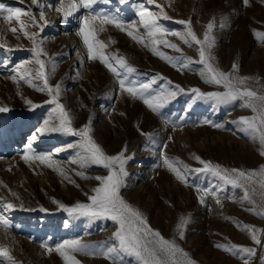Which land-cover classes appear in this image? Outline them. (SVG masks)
<instances>
[{"label": "rangeland", "instance_id": "rangeland-1", "mask_svg": "<svg viewBox=\"0 0 264 264\" xmlns=\"http://www.w3.org/2000/svg\"><path fill=\"white\" fill-rule=\"evenodd\" d=\"M68 2L64 0L65 4ZM0 4L31 11L43 26L42 30L39 27L26 30L39 33L44 41L41 47L47 55L41 59L45 61L48 82L53 87L61 86L59 103L69 113L72 128L80 130L89 126L92 139L106 155L127 149L125 155L131 159L125 166L128 176L120 194L143 214L150 227L165 239L175 240L195 264H243V254L223 251L217 244L253 248L255 255L244 258L249 259L250 264H264V217L256 214L259 207L254 213L250 211L252 204L241 202L243 189L225 184L210 174L195 172L186 173L187 183H184L163 163L167 157L196 169L203 167L194 159L199 156L222 168L259 170L264 166L261 146L237 124L240 117L253 115L251 109L242 107L243 101L216 105L213 101L198 100L191 104V95L178 94L160 113H154L142 100L122 92L118 78L99 59H88L87 48L78 34L87 9L80 7L65 16L55 10L61 7L60 0H39V7L33 5L32 0H0ZM156 4L161 5L169 17L158 20L169 33L185 32V25L178 21H191L192 31L203 40L207 25L214 23L211 33L214 65L228 73L232 65L237 64L238 75L251 78L249 85L264 91V41L255 35L264 33V0H249L247 6L243 0H155L152 5L147 0H124L123 3L97 0L93 11L137 22L139 33L133 34L140 35L144 29L138 24V12L148 8L159 13ZM40 11L45 14L46 24L39 21ZM21 19L31 23L27 16ZM93 26L98 30L95 39L106 45L102 52L109 57L118 54L136 69L127 74L136 84L162 76L165 79H157L153 85L156 92L174 89L176 85L186 93L192 88L205 93L225 91L222 86L206 83L202 78L203 65L198 63L199 46L195 44H185L177 36L168 34L162 39L177 45L180 52L163 44L155 46L167 56H183L194 62L178 70L154 54L151 45L133 40L127 31L111 24L101 25L99 20ZM19 27L15 20L8 22L0 17V45H3L0 47V107L8 109L0 112V217L9 224L7 228L0 225V248L8 250L15 264H65L59 253L48 252L42 245L54 249L63 241L80 239L90 246L89 251L98 252L101 246L111 242L118 227L110 219L69 215L59 207L60 204L71 207L77 202L88 203L87 196L99 185L95 177L106 176L108 170L102 165L80 166L77 155L80 149L69 147L80 142L79 136L57 132L39 135L45 120H49L50 125L59 121L52 111L55 105L48 103L50 95L38 90L43 87V80L33 78L39 66L34 62L24 63L34 60L33 43ZM11 28L17 31L14 33ZM20 65L32 69V74L26 78L32 80L31 85L20 80L13 71ZM13 76H17L15 81ZM169 80L171 85L167 84ZM28 101L38 107L32 108ZM214 124L222 127H213ZM33 135L37 140H31ZM29 143L33 153L48 154L51 161H25L23 153ZM80 172L88 178L77 175ZM217 197L220 204L216 202ZM254 199H259L258 194ZM7 203L14 208L7 209ZM182 218H190L183 228V239L178 233ZM246 225L260 230L261 244L253 243L244 230ZM72 255L79 264H111L101 255L83 252ZM126 260L135 264L132 258ZM0 264L10 262L0 257Z\"/></svg>", "mask_w": 264, "mask_h": 264}, {"label": "snow or ice", "instance_id": "snow-or-ice-1", "mask_svg": "<svg viewBox=\"0 0 264 264\" xmlns=\"http://www.w3.org/2000/svg\"><path fill=\"white\" fill-rule=\"evenodd\" d=\"M104 3H109L110 0H103ZM124 0H121L123 3ZM61 7L55 10L63 13L65 16L72 11L78 10L80 7L88 10V14L82 17V26L79 29L78 34L83 38V43L87 48L88 59H99L101 63L105 65L109 72L113 73L118 78L119 89L127 93L133 99H140L154 113H160L161 109L170 101L174 100L178 94L191 95V104H195L199 101H213L216 105H227L234 103L237 100L243 101L242 107L251 109L253 115L251 117H240L237 121L238 125L243 126L242 131L248 135L253 141H257L261 146L260 155L264 156V91H258L249 85V77H240L238 75L239 68L237 64L232 65L230 72L225 73L217 68L211 56V49L214 47V38L211 33L214 28V23L207 25V31L204 33L203 40L197 38L195 33L191 29V21H178V23L185 25V32H172L169 33L162 25L158 23V20L163 17L169 19L164 12L161 5L156 4V7L160 9L159 13H153L148 8H141L138 12L139 21L138 24L144 29V33L140 35H134V32L139 33L137 22H126L118 17V15L109 14L103 11H93V5L97 3V0H69L67 4L64 0H60ZM149 5L155 4V0H147ZM33 5L40 6L39 0H32ZM243 4L247 6L249 0H243ZM49 7H52L49 5ZM29 17L31 23H28L21 19V17ZM0 17H3L5 21L12 22L15 20L19 24V31L23 35L30 39L33 43V57L34 60H27L25 64H32L33 62L38 65V69L35 72L34 79L43 80V87L38 90L41 92L47 91L51 99L48 103L55 105L53 112L56 113V119L58 124L50 125L49 120L44 121V126L39 129V135L43 136L49 132L63 133L65 135L79 136L80 142L76 145H69V147H76L80 149L77 153L79 163L81 167H87L89 165H102L108 170L106 176H96L95 179L99 181V185L94 187L92 194L87 196L88 203L77 202L74 206L66 207L60 204L59 207L67 212L69 215L85 216L91 219H110L118 227L111 237V242L101 246L99 251H89L90 246L82 243L80 239H73L69 241H63L55 245L54 249L50 245H42L48 252L55 250L64 259L65 264H79V261L72 255L75 252H83L88 255H101L105 259L111 261V264H129L126 258H132L135 264H195L186 252H184L175 242V240L165 239L159 231L154 230L149 226L147 220L143 214L137 209L133 208L127 203L120 194V189L125 186V178L128 176L126 171V164L131 157L125 155L127 149H123L116 155H106L104 151L97 145L90 135V127L85 126L80 130L73 129L71 126V119L69 113L65 110L64 106L59 103V95L61 86L59 84L53 86L49 85L48 75L46 74L45 61L41 59L42 56L47 55L41 45L44 41L39 38V33H29L27 27H39L42 30V25L37 21L36 16L29 10L21 8H8L3 4H0ZM99 20L101 25L111 24L121 31H127V35L138 43L145 44V46L151 45V51L160 56L162 59L169 62L173 67L178 70L188 68L193 61L184 58H173L167 56L159 51L155 46L163 44L164 46L171 48L177 52L181 49L175 44H171L169 41L162 39L165 35L171 34L177 36L185 44H195L199 46V61L198 63L203 65L201 72L202 78H205L206 83L222 86L225 91L223 92H202L198 88H192L188 93L185 89L176 85L174 89H167L162 92H156L153 89V85L157 83V79H165L162 76L153 77L149 82L136 84L127 78V74L134 73L135 68L128 65L126 59L118 54H113L112 57L105 55L102 49L106 45L95 39L96 32L98 31L93 25L94 22ZM39 21L47 23L46 17L43 11L39 13ZM131 29V30H129ZM12 32H16V28L10 29ZM99 30H103L102 28ZM262 41H264V33H255ZM3 47V45H0ZM115 61L113 63L112 61ZM19 76L20 80H24L28 84H32L31 79H26L32 74V69L24 68L23 65L18 66L13 70ZM23 74H20V73ZM15 81L17 76H13ZM167 84L171 85L172 81H167ZM32 108L38 107V105L32 104L28 101ZM191 105H189V108ZM8 111L7 108L0 107V112ZM167 122V121H166ZM207 123V122H206ZM213 127H222L219 124L212 125ZM145 135V133H141ZM37 136H31V140H37ZM166 147V146H165ZM29 153H33L32 144L29 143L28 147L23 153V159L25 161L29 159L39 160L42 163L51 161V156L48 154H35L30 157ZM194 159L203 167L190 169L187 165H183L181 161L169 160L164 158L163 163L167 168L173 172L178 180L187 183L186 173L195 172L197 174H210L225 184L231 185L234 188H242L244 195L242 201H247L253 205L250 211L256 213V209L259 207L260 211L256 214L264 217V166H261L259 170L244 171L240 169H227L222 168L219 165H213L211 162L204 161L199 156H195ZM74 163L76 161H73ZM52 166L51 163L48 164ZM82 178L87 179L82 172L77 173ZM197 191H201L197 189ZM206 191V190H205ZM211 194V193H209ZM258 194L259 199H254ZM201 203H204L203 197L200 198ZM217 204H220V199L217 197ZM7 209H13L14 206L11 203H7ZM41 211H45L41 209ZM190 222V218H182L180 220V228L178 233L180 238L183 239V228ZM0 225L9 227L7 220L0 217ZM244 230L247 231L253 243L259 245L261 240L258 236L260 230L246 225ZM217 248L223 251L234 253L237 255L243 254V264H250L249 259L244 257H252L255 255L253 248L239 246V245H222L217 244ZM0 257H6L10 264H15L12 258L9 256L6 248H0Z\"/></svg>", "mask_w": 264, "mask_h": 264}]
</instances>
